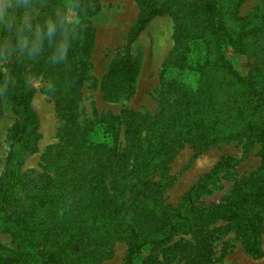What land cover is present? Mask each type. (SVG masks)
<instances>
[{
	"label": "trees",
	"instance_id": "1",
	"mask_svg": "<svg viewBox=\"0 0 264 264\" xmlns=\"http://www.w3.org/2000/svg\"><path fill=\"white\" fill-rule=\"evenodd\" d=\"M13 2L11 28L0 32V50L18 45L24 55L16 57L7 71L0 70V94L15 116L9 135L0 181V224L21 249L0 244V264H94L117 241H124L121 264H134L143 247L140 264H168L179 254L184 264H209V238L216 229L207 225L227 221L242 251L252 259L262 257L260 232L264 218V0L247 15L237 9L245 0H187L178 5L177 28L172 49L159 71L158 110L151 117L121 108L97 119L78 120L82 74L92 36L83 24L97 4L73 0L77 21L65 20L61 3L55 2L47 23L32 27ZM137 17L128 32L136 38L147 22L162 13H172L176 0H137ZM173 14V13H172ZM54 31L48 35V22ZM231 25V26H229ZM9 31L8 34L6 32ZM34 31L42 33L37 39ZM22 32L28 43L18 35ZM214 45L213 54L201 64L189 57V43ZM251 61L245 74L233 68L227 50ZM41 70L51 81L57 107L66 117L59 132L54 162L44 167L21 198L23 158L35 147L37 121L31 108L34 90L23 79L25 65ZM135 61L124 57L109 66L102 89L117 99L132 92ZM223 76L241 98L240 107L229 116L239 118L238 135L244 146L257 142L263 164L258 184L251 190H236L231 197L204 202L187 191L176 208H160L157 197L171 181L167 173L178 149L188 144L201 150L220 139L223 132L215 91ZM236 102L237 100L228 99ZM260 113V114H259ZM259 115V122L250 118ZM99 132L101 137L99 138ZM104 136V137H103ZM120 136V139H119ZM218 164L205 176L210 178ZM156 181H152L153 176ZM163 180L164 182H161ZM177 234H192L184 243L173 242ZM169 253L158 257L157 250ZM191 250V251H189Z\"/></svg>",
	"mask_w": 264,
	"mask_h": 264
},
{
	"label": "rangeland",
	"instance_id": "2",
	"mask_svg": "<svg viewBox=\"0 0 264 264\" xmlns=\"http://www.w3.org/2000/svg\"><path fill=\"white\" fill-rule=\"evenodd\" d=\"M6 0L5 16L0 19V32L11 28L13 18V2ZM60 2L65 11V20L77 21L79 16L73 0H24L19 7L18 17L21 18L25 9H30L25 14V21L32 27H41L47 23L51 8L55 2ZM89 4L91 0H87ZM97 9L91 15L84 16V23L89 27L92 36L91 47L88 52L86 66L82 74L80 86V104L78 108V120H95L105 112L116 114L121 108L139 111L147 117H151L158 110L159 100V71L162 63L169 55L174 41V35L178 25V5L185 4L187 0H176L178 4H172V13H162L151 18L145 27L131 42L128 41V32L133 25L137 13V0H94ZM8 3L11 7H8ZM260 0H245L237 9L238 16L247 15ZM231 26V25H229ZM9 31L6 32L8 34ZM33 33H37L34 31ZM21 45V43H19ZM18 44V45H19ZM18 45L0 50V70L7 71L14 65L16 57L24 59L29 57L31 51H25L23 55L18 50ZM22 46V45H21ZM23 47V46H22ZM189 57L198 59L201 64L213 54L208 51L214 49L211 43L203 46L199 41L189 43ZM207 48L209 49L207 51ZM135 61L136 76L132 85V92L125 89L117 99L107 98L102 89L105 74L110 65L124 57ZM227 56L239 73L245 74L247 65L251 59L227 50ZM22 70L25 83L34 90L31 100V108L37 121L38 138L35 147L22 160L20 173L22 183L20 197L23 198L28 186L38 178L44 167L54 162L55 151L58 150L59 132L64 126V112L57 107V98L50 90L51 81L41 70L33 69L26 65ZM15 66V65H14ZM220 85L215 91L217 107L221 113V126L223 132H231L233 137L220 139L204 149L197 150L188 144L182 145L174 155L168 166L167 173L171 181L159 192L157 205L160 208H176L185 193L194 189L192 196L204 202L216 201L221 197H231L236 192H245L253 189L257 184L258 170L263 164L262 151L259 143L254 142L248 148L244 146V139L237 133L242 126L239 118L231 115L240 107L241 98L232 91V85L223 76ZM236 99V102L228 99ZM260 114V113H259ZM259 122V115L254 114L250 118ZM15 120L8 100L0 94V181L3 175L4 158L9 145V135ZM101 133L99 132V138ZM104 137V136H103ZM120 139V136H119ZM218 164L210 178L205 176ZM157 176L152 177L156 181ZM161 182H164L161 180ZM191 190V191H192ZM225 220L217 219L207 225L208 229H216L208 240L210 245L209 264H264V218L260 232V243L263 250L262 257L252 259L245 254L238 239L227 227ZM0 224V244L8 249H21L6 231H2ZM192 242V234H177L167 245L173 242L184 243L185 240ZM126 244L124 241L114 242L107 253L94 264H121ZM157 250L158 257L167 255L169 251ZM145 246L136 255L134 264H140L147 254ZM191 251V250H189ZM168 264H184V259L176 253L168 260Z\"/></svg>",
	"mask_w": 264,
	"mask_h": 264
},
{
	"label": "clouds",
	"instance_id": "3",
	"mask_svg": "<svg viewBox=\"0 0 264 264\" xmlns=\"http://www.w3.org/2000/svg\"><path fill=\"white\" fill-rule=\"evenodd\" d=\"M5 3H6V0H0V19H3L4 16H5ZM8 7H11V4L8 3ZM54 31V28H53V25H52V22L49 21L48 22V27H47V32H48V35L51 36L52 32ZM17 35L25 42V43H28L29 41L26 40L25 38V35L24 33L22 32H18ZM42 36V33L40 32H37L36 33V37L37 39H39L40 37Z\"/></svg>",
	"mask_w": 264,
	"mask_h": 264
}]
</instances>
